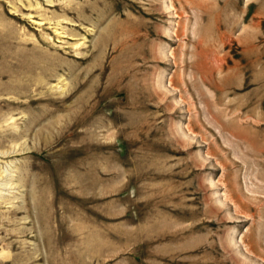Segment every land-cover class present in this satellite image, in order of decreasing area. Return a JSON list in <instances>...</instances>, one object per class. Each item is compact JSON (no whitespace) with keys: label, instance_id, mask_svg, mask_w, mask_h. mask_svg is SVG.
Returning a JSON list of instances; mask_svg holds the SVG:
<instances>
[{"label":"rangeland","instance_id":"374dc122","mask_svg":"<svg viewBox=\"0 0 264 264\" xmlns=\"http://www.w3.org/2000/svg\"><path fill=\"white\" fill-rule=\"evenodd\" d=\"M0 264H264V0H0Z\"/></svg>","mask_w":264,"mask_h":264},{"label":"bare ground","instance_id":"6f19581e","mask_svg":"<svg viewBox=\"0 0 264 264\" xmlns=\"http://www.w3.org/2000/svg\"><path fill=\"white\" fill-rule=\"evenodd\" d=\"M202 97V96H201Z\"/></svg>","mask_w":264,"mask_h":264}]
</instances>
